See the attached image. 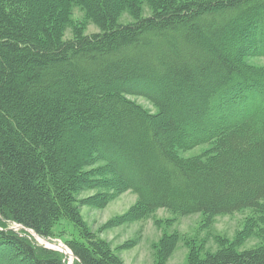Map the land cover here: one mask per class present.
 I'll list each match as a JSON object with an SVG mask.
<instances>
[{
	"label": "trees",
	"instance_id": "1",
	"mask_svg": "<svg viewBox=\"0 0 264 264\" xmlns=\"http://www.w3.org/2000/svg\"><path fill=\"white\" fill-rule=\"evenodd\" d=\"M73 4L98 33L74 29ZM253 57H264V0H0V264H67L33 234L64 238L72 264H123L83 226L73 196L84 190L135 193L118 223L157 209L261 214L264 70ZM237 247L189 264H264V243Z\"/></svg>",
	"mask_w": 264,
	"mask_h": 264
},
{
	"label": "rangeland",
	"instance_id": "2",
	"mask_svg": "<svg viewBox=\"0 0 264 264\" xmlns=\"http://www.w3.org/2000/svg\"><path fill=\"white\" fill-rule=\"evenodd\" d=\"M70 10L71 20L77 26L74 29L80 27L84 35L99 32L91 21L86 20L80 7L73 4ZM150 13L149 7L146 4L143 5L141 17H147ZM132 21L133 18L128 11H123L118 20L120 24H128ZM73 35V29L67 28L64 32V39H70ZM246 63L253 69L264 70V57H253ZM128 100L141 106L148 113L156 112L152 105L142 98L128 97ZM212 117L215 121L222 119L218 108L214 109ZM208 148L209 145H201L188 151L177 150V153L180 157L191 158L198 156ZM103 192L113 194L112 199L106 205L100 207L99 203L90 202L82 204L83 201ZM73 200L74 205H77L82 224L92 239L107 244L111 252L123 264H189L191 255L195 259H202L229 243L237 245L238 251L255 249L264 243V225L258 221L259 218L264 221V209L261 214L247 209L213 218H207L202 214L181 215L165 209H157L148 212L141 219L118 223L138 204V198L132 191L114 195L112 191L103 189L84 190L74 195ZM251 218L255 224H252L253 227L244 233ZM60 222H57L55 231L60 227ZM65 223L69 234L78 233L73 225ZM13 229L15 232L19 230L16 226H13ZM33 238L41 246L44 244L49 249L63 250L64 253L68 250L72 256L64 238L55 237L51 241ZM170 243L173 244L171 248H169ZM167 248L171 253L168 259L162 260V250ZM66 257L67 264H70L73 259L71 260L67 255Z\"/></svg>",
	"mask_w": 264,
	"mask_h": 264
},
{
	"label": "bare ground",
	"instance_id": "3",
	"mask_svg": "<svg viewBox=\"0 0 264 264\" xmlns=\"http://www.w3.org/2000/svg\"><path fill=\"white\" fill-rule=\"evenodd\" d=\"M33 236L35 237V238H37V239H41V238H39L38 236H35L34 234H33ZM43 240V239H42ZM44 242V241H43ZM44 247V246H43ZM61 252H63V250H60ZM69 258H71V260H72V256H71V254L69 253V251H67L66 250V253H65ZM70 264H72V261L70 262Z\"/></svg>",
	"mask_w": 264,
	"mask_h": 264
},
{
	"label": "water",
	"instance_id": "4",
	"mask_svg": "<svg viewBox=\"0 0 264 264\" xmlns=\"http://www.w3.org/2000/svg\"><path fill=\"white\" fill-rule=\"evenodd\" d=\"M47 243V241H45ZM51 244V243H50ZM61 252V251H60ZM64 253V252H63ZM65 254V253H64ZM66 255V254H65Z\"/></svg>",
	"mask_w": 264,
	"mask_h": 264
}]
</instances>
